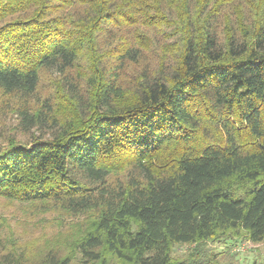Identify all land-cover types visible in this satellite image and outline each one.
Wrapping results in <instances>:
<instances>
[{
  "label": "trees",
  "instance_id": "16d2710c",
  "mask_svg": "<svg viewBox=\"0 0 264 264\" xmlns=\"http://www.w3.org/2000/svg\"><path fill=\"white\" fill-rule=\"evenodd\" d=\"M0 98L19 117L0 200L72 219L66 254L0 264H234L209 243H264V0H0Z\"/></svg>",
  "mask_w": 264,
  "mask_h": 264
},
{
  "label": "rangeland",
  "instance_id": "374dc122",
  "mask_svg": "<svg viewBox=\"0 0 264 264\" xmlns=\"http://www.w3.org/2000/svg\"><path fill=\"white\" fill-rule=\"evenodd\" d=\"M58 76L54 73L43 74L40 84L42 98L53 91L54 97L59 93L55 91ZM1 99V98H0ZM58 99V98H57ZM19 124V117L13 110L5 111L0 115V132L13 135L14 128ZM39 134L36 129L32 131ZM22 141L28 140V135L18 134ZM72 219L60 215L55 209L35 210L31 207L9 203L0 200V260L5 253L17 250V254L23 250L31 262L37 261V257L48 249L58 245L60 254L64 255L69 251L68 243L70 229L66 223ZM64 221V224L62 223ZM76 222V221H74ZM210 248L221 253L219 259L228 260L232 257L234 264H251L257 261L264 264V243L255 244L251 241L234 243H209ZM47 247H49L47 249ZM51 247V248H50ZM194 245H178L174 248L176 256H183L193 249Z\"/></svg>",
  "mask_w": 264,
  "mask_h": 264
}]
</instances>
